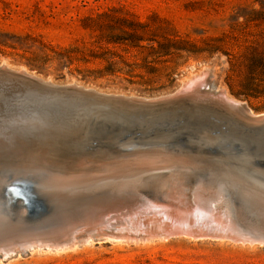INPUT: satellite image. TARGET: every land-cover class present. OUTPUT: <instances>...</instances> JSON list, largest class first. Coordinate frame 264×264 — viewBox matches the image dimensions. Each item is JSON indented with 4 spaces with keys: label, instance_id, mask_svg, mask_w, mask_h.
Instances as JSON below:
<instances>
[{
    "label": "bare ground",
    "instance_id": "6f19581e",
    "mask_svg": "<svg viewBox=\"0 0 264 264\" xmlns=\"http://www.w3.org/2000/svg\"><path fill=\"white\" fill-rule=\"evenodd\" d=\"M190 81V88L165 96L174 100L164 104L170 110L158 125L143 127L129 119L120 123L98 115L82 125L76 119L80 129L52 123L49 129L68 135L64 141L50 136L31 139L26 132L46 123L43 109L39 107L35 117L17 100L36 103L35 94L49 96L57 89L102 91L75 83L62 89L26 67L2 61L0 253L8 260L13 257L10 253L21 255L20 249L59 253L78 249V243L94 244L95 237L117 245L166 241L145 235L159 227L151 211H141V218L139 213L125 212L129 204L144 205L148 199L180 203L186 212L198 206L196 225L211 235L177 239L223 240L215 231L231 235L232 224H238V238L233 241L264 244V133L259 135L254 128L264 122V112L257 113L218 85L211 68L193 72L183 85ZM202 84H213L212 90H201ZM100 99L125 105L153 98L102 95ZM127 137L133 142L127 143ZM201 212L222 215L231 224L220 222L219 228L205 224Z\"/></svg>",
    "mask_w": 264,
    "mask_h": 264
},
{
    "label": "rangeland",
    "instance_id": "374dc122",
    "mask_svg": "<svg viewBox=\"0 0 264 264\" xmlns=\"http://www.w3.org/2000/svg\"><path fill=\"white\" fill-rule=\"evenodd\" d=\"M2 61L57 84L145 97L208 67L260 113L264 0H0ZM177 238L117 245L97 237L59 253L0 255V264H264L258 242Z\"/></svg>",
    "mask_w": 264,
    "mask_h": 264
},
{
    "label": "water",
    "instance_id": "95a60500",
    "mask_svg": "<svg viewBox=\"0 0 264 264\" xmlns=\"http://www.w3.org/2000/svg\"><path fill=\"white\" fill-rule=\"evenodd\" d=\"M29 78L37 82H41L39 78H33L32 75L29 76ZM183 82L174 91L190 88L191 81L189 82L188 85H183ZM54 85L63 89L69 84L61 85L55 83ZM75 85L77 87H83L82 85H78V84ZM202 85L203 86L201 87V90H212L213 84L212 85L202 84ZM174 91L168 92L167 94L164 95L151 97L153 99H148L149 101L146 103H139L138 101H134L131 103H127L125 105H123L124 103L120 105L119 102L117 103L113 100H109V99L102 100L100 99V96L102 95L125 96L124 94L107 93V92L103 93L98 91L94 93H87L84 91H79V89L73 90L67 88L62 92H60L57 89L55 93L49 96L48 95L38 96L37 94H35L36 97L34 96L32 97L36 99V103H33L32 101L20 100L21 99L20 98L19 100L16 101V104L19 105L21 108L22 107L29 108L33 112V115L35 117H38L36 112L37 110H39V107L43 109L42 114L46 123H44L42 126H38L37 128H35V130H32V132H26V134L31 139L32 137H35L43 140L47 136H50L52 140L62 139V141H64L68 138V135L64 132H61L60 134L59 132L56 131L54 132L51 129H49L52 123L54 124L59 123L60 125L66 127H70V128L74 127L80 129L81 126L80 124L77 125L76 119L82 121L81 123L82 125L84 121L87 119H89V121H92L98 115H102V116L109 115L112 119H115L120 123L132 121L133 125L135 124L138 125L140 123V125H142L143 127H147V125H155V124L158 125L168 117V112L170 108H167L166 106H164V104H166L171 100H174V99H164V98L165 96L170 95ZM104 105L107 107H103ZM241 105H243V103ZM217 115H219L218 112ZM127 119H129L130 121ZM216 122H219V120H216ZM254 128H256L255 130L256 133L257 134L259 133V135H261L262 133H264V122L258 123V125L254 126ZM126 141L127 143L133 142L130 137H127ZM224 143H231V141H224ZM176 206H178V208L175 209ZM180 206H182V204L180 203L176 205V204H169L168 202H164V201L157 202L148 199L144 205L129 204L126 207L127 209L125 210V212L139 213L137 216L141 218L143 216V213L141 211L146 210V211H151L150 213L151 215L157 216L155 220L157 221L159 227L155 228V230H152L151 233L145 234L148 235L149 237L169 240L180 236L187 237L188 235H199V234L211 235L210 232L206 230L203 226L200 227L196 225V221L200 218L198 206H195L193 210L187 212L181 209ZM160 210H162V213H159ZM209 211H211V209L208 210L207 212ZM212 213L215 214V211ZM130 215L132 218H134L133 214ZM201 216L205 224L213 223L216 225L215 227L218 228L219 226L221 227L220 222H222V224L224 225L225 222H227L229 225L231 224L230 221L228 222L227 220H225L222 217V215L221 216L216 215L217 216L216 218L213 215L212 217L209 216L208 214L203 215V213L201 212ZM187 218L189 220H187ZM232 225H235V227H232L231 235L230 234L228 235L226 232L223 231H219V230L215 231L220 233L219 237H223L220 239L231 238L232 240H236L238 238V234H239V230H237L239 229L237 226L238 224H232ZM20 250L23 253H27L29 251V249L25 252L22 249ZM16 253H19V251L10 253V255ZM0 254L3 255V253Z\"/></svg>",
    "mask_w": 264,
    "mask_h": 264
}]
</instances>
